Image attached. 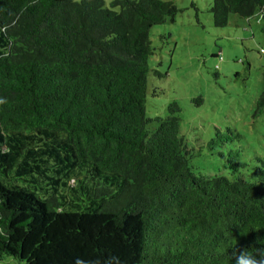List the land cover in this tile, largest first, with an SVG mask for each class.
Returning <instances> with one entry per match:
<instances>
[{
	"label": "trees",
	"instance_id": "trees-1",
	"mask_svg": "<svg viewBox=\"0 0 264 264\" xmlns=\"http://www.w3.org/2000/svg\"><path fill=\"white\" fill-rule=\"evenodd\" d=\"M263 5L212 0L213 25ZM177 12L172 0H0V260L27 264L42 237L43 264L264 255V158L244 157L231 126L194 151L176 102L146 113L150 31ZM263 107L264 86L252 116ZM203 148L232 178L194 171Z\"/></svg>",
	"mask_w": 264,
	"mask_h": 264
},
{
	"label": "rangeland",
	"instance_id": "rangeland-1",
	"mask_svg": "<svg viewBox=\"0 0 264 264\" xmlns=\"http://www.w3.org/2000/svg\"><path fill=\"white\" fill-rule=\"evenodd\" d=\"M104 1L108 5L111 0ZM172 1L178 8L174 18L150 31L153 54L148 59L147 115L164 118L169 104L176 102L181 133L194 151L209 140L215 127L231 126L243 135L244 157L264 158V107L252 116L264 86L263 17L230 14L227 25L217 28L210 12L212 0ZM191 165L205 176L232 178L226 162L205 148ZM44 242L42 237L26 253L27 264H43L35 250ZM0 264L16 262L5 258Z\"/></svg>",
	"mask_w": 264,
	"mask_h": 264
},
{
	"label": "clouds",
	"instance_id": "clouds-1",
	"mask_svg": "<svg viewBox=\"0 0 264 264\" xmlns=\"http://www.w3.org/2000/svg\"><path fill=\"white\" fill-rule=\"evenodd\" d=\"M234 256L235 264H264V255L251 254L246 250H242L239 252V254H235ZM75 264H81L79 258H77Z\"/></svg>",
	"mask_w": 264,
	"mask_h": 264
},
{
	"label": "crops",
	"instance_id": "crops-1",
	"mask_svg": "<svg viewBox=\"0 0 264 264\" xmlns=\"http://www.w3.org/2000/svg\"><path fill=\"white\" fill-rule=\"evenodd\" d=\"M256 14L261 15V16L263 17V14H264V5L262 6L261 9H259V10L257 11ZM256 14H255V15H256Z\"/></svg>",
	"mask_w": 264,
	"mask_h": 264
}]
</instances>
